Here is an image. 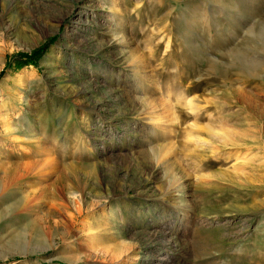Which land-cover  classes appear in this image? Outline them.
I'll return each instance as SVG.
<instances>
[{
    "label": "rangeland",
    "instance_id": "374dc122",
    "mask_svg": "<svg viewBox=\"0 0 264 264\" xmlns=\"http://www.w3.org/2000/svg\"><path fill=\"white\" fill-rule=\"evenodd\" d=\"M0 264H264V0H0Z\"/></svg>",
    "mask_w": 264,
    "mask_h": 264
},
{
    "label": "trees",
    "instance_id": "16d2710c",
    "mask_svg": "<svg viewBox=\"0 0 264 264\" xmlns=\"http://www.w3.org/2000/svg\"><path fill=\"white\" fill-rule=\"evenodd\" d=\"M36 53H38V50L34 51V52H33V55H35Z\"/></svg>",
    "mask_w": 264,
    "mask_h": 264
},
{
    "label": "bare ground",
    "instance_id": "6f19581e",
    "mask_svg": "<svg viewBox=\"0 0 264 264\" xmlns=\"http://www.w3.org/2000/svg\"><path fill=\"white\" fill-rule=\"evenodd\" d=\"M194 125V124H193Z\"/></svg>",
    "mask_w": 264,
    "mask_h": 264
}]
</instances>
